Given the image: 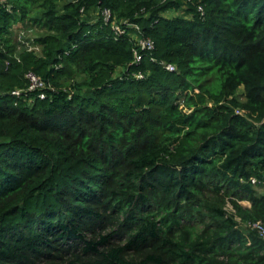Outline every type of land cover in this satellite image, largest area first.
<instances>
[{
	"label": "trees",
	"instance_id": "trees-1",
	"mask_svg": "<svg viewBox=\"0 0 264 264\" xmlns=\"http://www.w3.org/2000/svg\"><path fill=\"white\" fill-rule=\"evenodd\" d=\"M263 184L264 0H0V264H264Z\"/></svg>",
	"mask_w": 264,
	"mask_h": 264
},
{
	"label": "built area",
	"instance_id": "built-area-1",
	"mask_svg": "<svg viewBox=\"0 0 264 264\" xmlns=\"http://www.w3.org/2000/svg\"><path fill=\"white\" fill-rule=\"evenodd\" d=\"M198 10L199 11L202 10L201 6H198ZM102 16H103V20L105 22H108L111 19V13H110V11L107 8L102 10ZM130 26L133 27L136 32L140 30V28L137 25H135V24H131ZM111 27H112L113 31L115 32V34H119V33H123L124 32V30L120 27V25L116 24L113 21L111 22ZM137 47L139 49L151 50L154 47V42H153V40L151 38L139 37L137 39ZM140 58H141V55L138 52V50L137 49L134 50V59H135V61H139ZM162 65L164 66L165 69L170 70V71L174 70V68H175V66L173 64H171V63H162ZM27 77L30 80L29 89H33V88H35L37 86H41L40 83H38V79H37V77L34 74L28 73ZM20 93H21V90L12 91V94H15V95H19ZM39 96L43 97V94H40ZM251 181L254 182V179H252ZM253 226L258 229V231H259V233L261 235L264 236V226H262L258 222L254 223Z\"/></svg>",
	"mask_w": 264,
	"mask_h": 264
},
{
	"label": "rangeland",
	"instance_id": "rangeland-1",
	"mask_svg": "<svg viewBox=\"0 0 264 264\" xmlns=\"http://www.w3.org/2000/svg\"><path fill=\"white\" fill-rule=\"evenodd\" d=\"M22 38L24 41V46L27 47L32 42V37L34 34L38 32L37 28H30L27 31L25 29H22ZM260 191H264V184L262 186H258ZM242 204L247 205L248 203L246 201H241Z\"/></svg>",
	"mask_w": 264,
	"mask_h": 264
},
{
	"label": "crops",
	"instance_id": "crops-1",
	"mask_svg": "<svg viewBox=\"0 0 264 264\" xmlns=\"http://www.w3.org/2000/svg\"><path fill=\"white\" fill-rule=\"evenodd\" d=\"M247 203H248V202H247ZM248 204H249V203H248ZM248 204H247V205H248Z\"/></svg>",
	"mask_w": 264,
	"mask_h": 264
}]
</instances>
